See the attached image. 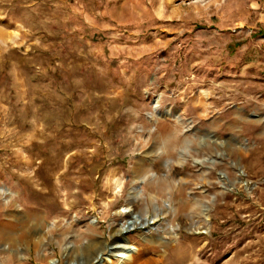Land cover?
<instances>
[{"label":"rangeland","instance_id":"1","mask_svg":"<svg viewBox=\"0 0 264 264\" xmlns=\"http://www.w3.org/2000/svg\"><path fill=\"white\" fill-rule=\"evenodd\" d=\"M121 238L264 264V0H0V264Z\"/></svg>","mask_w":264,"mask_h":264},{"label":"bare ground","instance_id":"2","mask_svg":"<svg viewBox=\"0 0 264 264\" xmlns=\"http://www.w3.org/2000/svg\"><path fill=\"white\" fill-rule=\"evenodd\" d=\"M134 219H135L134 222L127 223V226L123 225V226H121V228L119 230H116L117 237H120V236H122V235H124V234H126V233H128L131 230L136 228V226L139 222H138V218H134ZM129 224H131V225H129ZM98 244L99 243H97V244L93 243L90 247L87 248V250L83 251V253L86 254L87 256L84 259V260H86V262H84L82 264H89V261H90V256L88 255L89 252H91L93 254L102 253V251H101L102 245L99 246ZM68 250H69V248H66L64 251L69 256L71 253L69 254ZM135 253H136V249L126 239L125 240H123L122 238L117 239L116 242H114V246L111 248V251H110L111 255L109 256L108 260H106V261H108L107 263H109V264H114L115 262L117 264H131V262L133 260V256ZM51 264H57V262L53 261ZM68 264H79V262L76 261L74 258L73 259L70 258L68 261Z\"/></svg>","mask_w":264,"mask_h":264}]
</instances>
